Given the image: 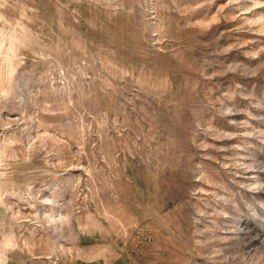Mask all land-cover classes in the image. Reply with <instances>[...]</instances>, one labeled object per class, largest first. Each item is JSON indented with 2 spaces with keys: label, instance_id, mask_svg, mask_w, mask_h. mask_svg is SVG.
I'll list each match as a JSON object with an SVG mask.
<instances>
[{
  "label": "rangeland",
  "instance_id": "374dc122",
  "mask_svg": "<svg viewBox=\"0 0 264 264\" xmlns=\"http://www.w3.org/2000/svg\"><path fill=\"white\" fill-rule=\"evenodd\" d=\"M0 264H264V0H0Z\"/></svg>",
  "mask_w": 264,
  "mask_h": 264
}]
</instances>
